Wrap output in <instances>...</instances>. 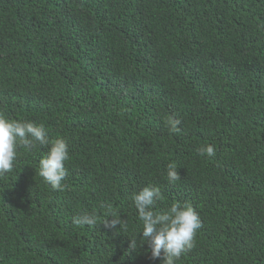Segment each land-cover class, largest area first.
I'll return each mask as SVG.
<instances>
[{
    "label": "trees",
    "instance_id": "trees-1",
    "mask_svg": "<svg viewBox=\"0 0 264 264\" xmlns=\"http://www.w3.org/2000/svg\"><path fill=\"white\" fill-rule=\"evenodd\" d=\"M0 112L70 155L63 191L39 175L50 146L0 177V264H165L141 247L149 186L204 225L177 264H264V0H0Z\"/></svg>",
    "mask_w": 264,
    "mask_h": 264
},
{
    "label": "clouds",
    "instance_id": "clouds-1",
    "mask_svg": "<svg viewBox=\"0 0 264 264\" xmlns=\"http://www.w3.org/2000/svg\"><path fill=\"white\" fill-rule=\"evenodd\" d=\"M180 124L181 121L175 118L166 121L173 134H179ZM38 146L44 148L50 146L48 155L40 162V177L54 190L63 191V182L68 177L66 164L70 160L68 142L63 138L50 140L48 130L43 124L38 126L31 121L9 120L4 112H0V177L14 171L20 148L32 150ZM198 155L215 157V148L211 145L201 147ZM180 179L176 164H169L168 180L175 184ZM163 199L161 189L153 186L145 187L133 197L139 220L143 224L141 247L146 241L151 247L153 259H160L163 253L165 264H177L185 254L195 249L198 233L204 225L198 212L188 203H174L165 211L153 210L157 202ZM107 207L109 215L113 218L106 219L103 226L110 231L117 229L127 231L126 222L116 218L115 213L111 212L110 205ZM73 224L76 227H96L98 217L83 213L73 218ZM131 241L130 247L134 251L137 241Z\"/></svg>",
    "mask_w": 264,
    "mask_h": 264
}]
</instances>
